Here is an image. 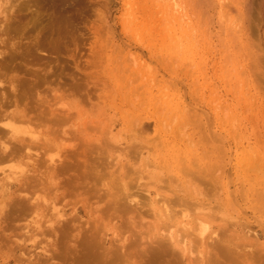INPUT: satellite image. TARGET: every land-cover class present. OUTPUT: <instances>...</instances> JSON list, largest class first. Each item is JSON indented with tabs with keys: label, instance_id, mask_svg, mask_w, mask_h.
<instances>
[{
	"label": "rangeland",
	"instance_id": "obj_1",
	"mask_svg": "<svg viewBox=\"0 0 264 264\" xmlns=\"http://www.w3.org/2000/svg\"><path fill=\"white\" fill-rule=\"evenodd\" d=\"M1 126L0 264H264V0H0Z\"/></svg>",
	"mask_w": 264,
	"mask_h": 264
},
{
	"label": "bare ground",
	"instance_id": "obj_2",
	"mask_svg": "<svg viewBox=\"0 0 264 264\" xmlns=\"http://www.w3.org/2000/svg\"><path fill=\"white\" fill-rule=\"evenodd\" d=\"M202 8H203V7H202ZM249 35H250V34H249ZM254 46H255V45H254ZM233 47H234V46H233ZM258 48H259V47H258ZM260 49H261V48H260ZM252 53H253V52H252ZM254 55H255V54H254ZM256 57H257V55H256ZM167 64H168V63H167ZM167 66H168V65H167ZM147 67H148V66H147ZM122 71H123V70H122ZM125 75H126V74H125ZM172 79H173V78H172ZM196 81H197V80H196ZM224 81H225V80H224ZM179 82H180V81H179ZM170 83H171V82H170ZM179 84H180V83H179ZM181 84H182V83H181ZM144 93H145V92H144ZM130 95H131V94H130ZM141 95H142V94H141ZM135 96H136V95H135ZM184 100H185V99H184ZM140 105H141V104H140ZM188 106H189V105H188ZM191 108H192V106H191ZM225 110H226V109H225ZM180 112H181V111H180ZM1 113H2V112H1ZM15 113H16V112H15ZM13 114H14V113H13ZM20 114H22V113H20ZM195 114H196V113H195ZM1 115H2V114H1ZM7 115H8V114H7ZM7 115H5V116H7ZM23 117H24V116H23ZM10 118L14 119V121H16V120L20 121V119L17 118L16 115H13V116L10 115ZM4 119H5V118H4ZM6 119H7V118H6ZM10 120H11V119H10ZM197 120H198V119H197ZM23 121H24V120H23ZM16 122H17V121H16ZM20 123H21V122H20ZM24 123H25V122H24ZM23 125H24V124H23ZM6 126L9 127V132H10L11 135H13L14 133H22V132H25V131H26L27 133L32 132L30 129L28 130V129H24V128H22L21 126H18L15 122H13V123H12V122H11V123H7ZM142 126H143V125H142ZM20 127H21V128H20ZM23 127H24V126H23ZM185 127H186V126H185ZM209 129H210V128H209ZM0 130H2V126H1ZM9 132H8V133H9ZM179 132H180V131H179ZM1 133L4 134L5 131L2 130ZM2 134H1V135H2ZM16 135H17V134H16ZM16 135H15L14 137H16ZM184 136H185V135H184ZM205 136H206V135H205ZM211 136H212V135H211ZM219 136H220V135H219ZM17 137H18V136H17ZM20 137H21V136H20ZM20 137H19V138H20ZM29 137H30L29 139L31 140V138H34L35 135H34L33 133H30V136H29ZM24 138H25V137H24ZM24 138H20L19 140H16V142L19 143V144H20V143H23L24 140L27 139V138H26V139H24ZM72 138H73V137H72ZM211 138H212V137H210V139H211ZM0 139H1V138H0ZM29 139H27L28 142H29ZM69 140H70V138H69ZM191 140H192V139H191ZM201 140L203 141V139H201ZM204 140H205V139H204ZM5 141H6V140H5ZM35 141H36V140L34 139V142H35ZM197 141H198V140H197ZM207 141H208V140H207ZM214 141H215V140H214ZM3 142H4V141H2L1 143H3ZM8 142H11V143H8ZM50 142H52V141H50ZM191 142H193V141H191ZM5 143H6V142H5ZM7 143H8L9 145L12 144V143L14 144V142L10 141V139L7 141ZM17 143H16V144H17ZM35 143H36V142H35ZM104 143H105V142H104ZM235 143H236V142H235ZM16 144H15V145H12V148H11V147L9 148V147L7 146V144L4 146V149H3V150H7V148H9V149L7 150L8 153L5 152V154H4V152H2L4 155H2V154L0 155V161H2V160H6V159H8V160H11V159L14 160L13 157L15 156V152H17V151H22V150L19 149V147L16 146ZM24 144H25L26 146L28 145L27 147H30V144H31V143H29V144L24 143ZM37 144H40V143H37ZM46 144H47V142H46ZM48 144H51V143H48ZM48 144H47V146H48ZM221 144H222V143H221ZM228 144H229V142H228ZM0 145H1V144H0ZM3 145H4V144H3ZM17 145H18V144H17ZM44 145H45V142H44ZM135 145H136V144H135ZM1 146H2V145H1ZM26 146H24V149H25ZM1 148H3V146H2ZM20 148H21V147H20ZM69 148H70V147H69ZM21 149H22V148H21ZM28 149H29V148H28ZM31 149H32V148H31ZM31 149H30V150H31ZM39 149H40V148H39ZM1 150H2V149H1ZM32 150H33V149H32ZM64 151H65V150H64ZM67 151H68V150H67ZM83 151H84V150H83ZM26 153H27V152H26ZM26 153H25V154H26ZM36 153H37V152H36ZM16 154H17V153H16ZM20 154H21V153H20ZM27 154H28V153H27ZM27 154H26V155H27ZM29 154H30V152H29ZM67 154H68V153H67ZM77 154H78V153H77ZM84 154H85V153H84ZM21 155H22V154H21ZM36 155H38V154H36ZM71 155H73V154H71ZM74 155H75V154H74ZM78 155H79V154H78ZM17 156H18V155H17ZM23 156H25V155L23 154L22 157H23ZM22 157H21V158H22ZM29 157H30V156H29ZM89 157H90V156H89ZM16 158H17V157H16ZM76 158H77V157H76ZM148 159H149V158H148ZM67 160H68V159H67ZM70 160H71V159H70ZM168 160H169V159H168ZM18 161H19V160H16L17 165H18ZM62 161L64 162V160H62ZM13 162H15V161H13ZM19 162H20V161H19ZM39 162H40V161H39ZM55 162H56V161H55ZM58 162H59V161H58ZM70 162H71V161H70ZM74 162H75V161H74ZM22 163H23V162H22ZM40 163H41V162H40ZM42 163H43V162H42ZM42 163H41V164H42ZM53 163H54V160H53ZM53 163H52V164H53ZM56 163H57V162H56ZM64 163H65V162H64ZM66 163H67V162H66ZM104 163H105V161H104ZM38 164H39V163H38ZM38 164H37V165H38ZM49 164H50V163H49ZM73 164H74V163H73ZM101 164H102V163H101ZM53 165H54V164H53ZM103 165H104V164H103ZM44 166H45L44 168L46 169V166L48 167V164H46V165L44 164ZM50 166H51V168H52V165H49V167H50ZM87 166H88V165H87ZM87 166H85V167H87ZM94 166H95V165H94ZM211 166H212V165H211ZM219 166H220V165H219ZM7 167H8V166H7ZM11 167H13V166H11ZM11 167H10V168H11ZM40 167H41V166H40ZM79 167H80V166H79ZM82 167H83V166H82ZM36 168H38V167H36ZM76 168H77V167H76ZM87 168H88V167H87ZM87 168H86V169H87ZM45 169H44L43 171H46ZM55 169H56V168H55ZM71 169H72V171H73V168H71ZM78 169H79V168H78ZM86 169H85V170H86ZM89 169H90V168H89ZM89 169H88V170H89ZM201 169H202V168H201ZM203 169H205V165H204V168H203ZM203 169H202V170H203ZM11 170L13 171V170H14V167H13V169L11 168ZM11 170H9L10 172L6 173L5 175L2 174L3 177H0V188H2V189L0 190V192H5V189H11L12 187H16V186L19 188V190H21V192H23L24 190L28 189V186L31 185V184H32L31 182L33 181V177L31 178V179H32L31 181H30V180L28 181V179H29L28 177H31L30 175H33V174L28 175V177H27L28 179L26 178V175H25V174H21L18 178H15V177H13L12 175H13V172L16 170V168H15V170H14L13 172H12ZM26 170H27V169H26ZM47 170H48V168H47ZM67 170L69 171L68 168H67ZM82 170H83V169H82ZM93 170H94V169H93ZM93 170H92V171H93ZM195 171H196V174H197V172H199V171H201V170H199V171H198V170H195ZM204 171H206V170H204ZM204 171H203V172L201 171V172H202L201 174L205 173V175H206V172H204ZM212 171H213V170H212ZM261 171H262V170H261ZM18 172H19V171H18ZM35 172H36V171H35ZM47 172H48V171H47ZM49 172H50V171H49ZM53 172H54V171H53ZM53 172H52V173H53ZM82 172H83V171H82ZM208 172H209V171H208ZM208 172H207V175H211V174H208ZM263 172H264V171H263ZM16 173H17V170H16ZM16 173H15V174H16ZM21 173H22V172H21ZM29 173H30V172H29ZM32 173H33V172H32ZM37 173H38V170H37ZM57 173H58V172H57ZM91 173H92V172H91ZM100 173H101V172H100ZM184 173H185V172H184ZM213 173H214V172H212V175H213ZM39 174H40V173H39ZM41 174H42V173H41ZM46 174L48 175V173H46ZM49 174H50V173H49ZM55 174H56V173H55ZM188 174H189V173H188ZM201 174H199V175L197 174V176L200 177ZM63 175H64V174H63ZM84 175H85V174H84ZM207 175H206V176H207ZM212 175H211V176H212ZM40 176H41V175H40ZM42 176H43V175H42ZM55 176H56V175H55ZM57 176H58V174H57ZM203 176H204V175L201 176V179H202ZM37 177H38V175H37ZM44 177H47V176L44 175L43 178H44ZM59 177H60V176H59ZM71 177H72V176H71ZM199 177H198V178H199ZM213 177H214V176H213ZM215 177H217V176H215ZM215 177H214V178H215ZM41 178H42V177H41ZM41 178H40V179H41ZM43 178H42V180H43ZM48 178H50V183H51V182H52L51 175H50V177L48 176ZM77 178H78V177H77ZM96 178H97V177H96ZM204 178H208V177H204ZM204 178H203V179H204ZM44 179H45V178H44ZM58 179H59V178H58ZM111 179H112V178H111ZM119 179H120V178H119ZM203 179H202V183H203V181H204ZM35 180H37L36 177H35ZM38 180H39V179H38ZM38 180L35 181V183L38 182ZM47 180H48V179H47ZM53 180H54V179H53ZM193 180H194V178H193ZM195 180H196V179H195ZM207 180H208V179H207ZM210 180H211V177H210ZM212 180H213V179H212ZM43 181H44V180H43ZM43 181L41 182V180H40L41 183L38 182L36 185H37V186H40V185H38V184L43 185V184H42V183H44ZM54 181H56V180H54ZM59 181H60V180H59ZM196 181H197V180H196ZM205 181H206V179H205ZM219 181H220V179H219ZM219 181H218V183H219ZM261 181H262V180H261ZM26 182H27L28 184H29V182H30L31 184L27 185ZM33 182H34V181H33ZM46 182H47V181H46ZM73 182L75 183V181H73ZM210 182H211V181H210ZM210 182H209V183H210ZM52 183H53V182H52ZM191 183H192V182H191ZM204 183H205V182H204ZM206 183L209 184L208 181H207ZM213 183H215V182L213 181L212 184H213ZM62 184H64V182H63ZM212 184H211V185H212ZM34 185H35V184H34ZM44 185H45V184H44ZM44 185H43V186H44ZM79 185H80V184H79ZM128 185H129V184H128ZM215 185H217V183L214 184V186H215ZM61 186H64V187H65V185H61ZM218 186L220 187V186H221V183H220ZM218 186H217V187H218ZM4 187H5V188H4ZM32 187H36V186H33V185H32ZM56 187H57V186H56ZM56 187H55V188H56ZM67 187H69V186H67ZM193 187H194V185H193L192 187H190V188H193ZM217 187H215V188L217 189ZM219 187H218V190H219ZM3 188H4V190H3ZM29 188H30V187H29ZM38 188H40V187H37V189H38ZM62 188H63V187H62ZM65 188H66V187H65ZM119 188H120V187H119ZM168 188H169V187H168ZM173 188H174V187H173ZM211 188H212V187H211ZM213 188H214V187H213ZM220 188H221V187H220ZM228 188H229V187H228ZM31 189H32V188H31ZM34 189H35V188H34ZM43 189H45V187H43ZM50 189H51V187L49 188V190H50ZM57 189H59V187H58ZM67 189H68V188H67ZM128 189H129V188H128ZM171 189H172V188H171ZM177 189H178V188H177ZM186 189H187V187H186ZM216 189H215V190H216ZM29 190H30V189H29ZM35 190H36V189H35ZM35 190H34V191H35ZM38 190H39V189H38ZM47 190H48V189H47ZM55 190H56V189H55ZM55 190H54V191H55ZM172 190H173V189H172ZM172 190H171V191H172ZM180 190H182V189H180ZM180 190H178V191H180ZM32 191H33V189H32ZM52 191H53V189H52ZM162 191H163V190H162ZM178 191H176V192H178ZM185 191H186V190L184 189V192H185ZM187 191H188V190H187ZM190 191H193V189L190 190ZM228 191H229V190H228ZM230 191H231V190H230ZM6 192H7V191H6ZM14 192H15V191H14ZM16 192H18V191H16ZM16 192H15V193H16ZM39 192H40V191H39ZM56 192H57V190H56L54 193H56ZM58 192H59V191H58ZM65 192H66V191H65ZM65 192H64V193H65ZM172 192H173V191H172ZM10 193H11V192H10ZM30 193H31V192H30ZM30 193L28 192V194H29L28 197L30 198V196H31L30 199H32L33 195L30 194ZM54 193H53V194H54ZM61 193H62V192H61ZM61 193H59V194H61ZM64 193H63V194H64ZM67 193H68V192H67ZM119 193H120V192H119ZM174 193H175V192H174ZM179 193H180V192H179ZM185 193H186V192H185ZM187 193H188V192H187ZM25 194H26V193H25ZM175 194H176V193H175ZM182 194H183V192H182ZM182 194H181V195H182ZM12 195H15L16 198H18V197H17L18 194L16 195V194L13 193ZM138 195H139V194H138ZM263 195H264V194H263ZM15 196H14V198H15ZM23 196H24V194H23ZM23 196H22V197L20 196V197L23 198ZM176 196H178V195L176 194ZM186 196H187V194H186ZM229 196H230V194H229ZM231 196H232V195H231ZM231 196H230V197H231ZM12 197H13V196H12ZM25 197H26V196H25ZM37 197H38V196H37ZM59 197H60V196H59ZM181 197H182V196H181ZM187 197H188V196H187ZM189 197H190V195H189ZM262 197H263V196H262ZM29 198H28V199H29ZM35 198H36V197H35ZM41 198H42V196H41ZM52 198H53V197H52ZM52 198H51V199H52ZM134 198H135V197H134ZM134 198H133V199H134ZM184 198H185V197H184ZM2 199H3V198H2ZM43 199H44V197H43ZM164 199L166 200V198H164ZM232 199H233V198H232ZM16 200H17V199H16ZM19 200H24V198H23V199L18 198V201H16V202H19V203H20L21 201H19ZM25 200H26V198H25ZM36 200H37V198H36ZM2 201H3V200H2ZM7 201H8V200H7ZM27 201H29V200H27ZM34 201H35V200H34ZM47 201H48V200H47ZM47 201H46V202H47ZM166 201H168V200H166ZM170 201H171V200H170ZM235 201H237V200H235ZM22 202H23V201H22ZM24 202H25V201H24ZM171 202H173V200H172ZM174 202H176V201H174ZM174 202H173V203H174ZM178 202H179V201H178ZM230 202H231V201H230ZM232 202H233V201H232ZM19 203H18V204H19ZM33 203H34V202H33ZM39 203H40V202H39ZM180 203H181L182 205H184V204H183L184 202L182 203V201H180ZM13 204H15V203H13ZM34 204H35V203H34ZM36 204H38V203H36ZM137 204H138V203H137ZM164 204H165V203H164ZM168 204H170V203H168ZM168 204H167V205H168ZM174 204H176V203H174ZM178 204H179V203H178ZM216 204H217V203H216ZM216 204H215V205H216ZM220 204H221V203H220ZM6 205H7V204H6ZM39 205H40V204H39ZM167 205H166V207H167ZM179 205H180V204H179ZM185 205H186V204H185ZM200 205H201V204H200ZM221 205H222V204H221ZM23 206H24V205H23ZM35 206H37V205H35ZM164 206H165V205H163V203H162V207H164ZM263 206H264V205H263ZM26 207H27V206H26ZM28 207L31 208L32 206H28ZM51 207H52V206H51ZM84 207H85V206H84ZM162 207H161V208H162ZM23 208H24V207H23ZM53 208H54V207H53ZM53 208H52V209H53ZM90 208H91V207H90ZM169 208H170V207H169ZM24 209H25V208H24ZM27 209H29V208H27ZM43 209H44V207H43ZM72 209H73V208H72ZM201 209H202V208H201ZM5 210H6V209H5ZM30 210H32V209H30ZM44 210H45V209H44ZM44 210H43V211H44ZM53 210H54V209H53ZM168 210H170V209H168ZM171 210H173V209H171ZM12 211H13V210H12ZM25 211H26V210H25ZM36 211H37V210H36ZM36 211H35V212H36ZM39 211H40V210H39ZM50 211H51V210H50ZM60 211H61V210H60ZM202 211H204V210H202ZM53 212L56 213V211H53ZM72 212H73V211H72ZM161 212H162V211H161ZM169 212H170V211H169ZM174 212H175V210H174ZM226 212H227V211H226ZM4 213H5V212H4ZM44 213H45V212H44ZM55 213H53V214H55ZM165 213H167V214H166L167 216H168V215H170V216L172 215L171 213L169 214L166 210H165ZM209 213H210V212H209ZM255 213H256V212H255ZM45 214H46V213H45ZM50 214H51V213H50ZM57 214H58V213H57ZM73 214H74V213H73ZM203 214H205V213H203ZM217 214H218V213H217ZM223 214H224V213H223ZM256 214H257V213H256ZM38 215H40V214H38ZM46 215H47V214H46ZM207 215H208V214L206 213V216H207ZM215 215H216V214H215ZM57 216H58V217H62V216H60L59 214H58ZM74 216H76V215L74 214ZM172 216H174V215H172ZM172 216H171V217H172ZM210 216H211V215H210ZM216 216H217V215H216ZM219 216H220V215H219ZM43 217H44V216H42V218H43ZM53 217H54V216H53ZM53 217H52V219H53ZM55 217H56V215H55ZM76 217H77V216H76ZM208 217H209V216H208ZM42 218H41V219H42ZM46 218H47V216H46ZM50 218H51V216H50ZM165 218H166V217H165ZM174 218H175V217H174ZM198 218H199V217H198ZM198 218H196V219H198ZM201 218H202V217H201ZM215 218H216V217H215ZM57 219H58V218H57ZM74 219H75V218H74ZM193 219H194V217H193ZM204 219H206V218H204ZM43 220H44V219H43ZM46 220H47V219H46ZM49 220H50V219H49ZM54 220H56V219L54 218ZM198 220H199V219H198ZM200 220H201V219H200ZM200 220H199V221H200ZM44 221H45V220H44ZM195 221H196V220H195ZM203 221H204V220H203ZM206 221H208V220H206ZM41 222H42V221H41ZM47 222H48V221H47ZM61 222H62V221H61ZM64 222H66V221H64ZM67 222H69V221H67ZM204 222H205V221H204ZM36 223H37V222H36ZM39 223H40V221H39ZM44 223H45V222H44ZM173 223H174V221H173ZM196 223H197V222H196ZM196 223H195V224H196ZM199 223H201V222H199ZM42 224H43V222H42ZM62 224H63V223H62ZM205 224H207V222H206ZM47 225H48V224H46V226H47ZM60 225H61V224H60ZM184 225H185V223H184ZM196 225H197V224H196ZM196 225H195V226H196ZM207 225H208V224H207ZM207 225H205L206 229H207ZM51 226H52V225H51ZM208 226H209V225H208ZM48 227H49V225H48ZM48 227H47L46 229H48ZM202 227H203V226L200 225L201 230L205 231V230H206L205 227H204V229H202ZM58 228H59V227H58ZM55 229H56V228H55ZM159 229H160V228H159ZM194 229H196V228L194 227ZM194 229H192V230H193L194 232L197 231L196 233L198 234V232H199L200 230L198 231V230H194ZM198 229H199V228H198ZM160 230H161V229H160ZM42 231H43V230H42ZM45 231H46V230H45V228H44V232H45ZM168 231H169V230H168ZM170 231H171V230H170ZM40 232H41V231H40ZM44 232H43V233H44ZM166 233H169V232H166ZM166 233H165V234H166ZM176 233H177V232H176ZM200 233H201V232H200ZM203 233H204V232H202V234H203ZM163 234H164V233H163ZM169 234H170V233H169ZM169 234H168V236H169ZM202 234H201V236H202ZM53 235H54V234H53ZM178 236H179V235H178ZM165 237H166V236H165ZM214 237H215V235H214ZM168 238H169V237H168ZM170 238H172L171 235H170ZM175 238H176V236H175ZM175 238H174V239H175ZM220 238H223V236L219 237L218 239L221 240ZM52 239H53V238H52ZM176 239H177V238H176ZM176 239H175V240H176ZM179 239H181V238H179ZM179 239H177V240H178V241H181V242L183 241V240H182L183 238H182L181 240H179ZM83 240H84V239H83ZM177 240H176V241H177ZM224 240H225V239H224ZM89 241H90V240H89ZM112 241H113V240H112ZM213 241H214V240H213ZM215 241H217V240H215ZM229 241H230V240H228V242H229ZM87 242H88V241H86V243L83 244V246L85 245V248H86V246H87L88 244H90L92 241L89 242L88 244H87ZM181 242H180V243H181ZM223 242H224V241H223ZM175 243H176V242H175ZM214 243H215V242H214ZM229 243H230V242H229ZM231 243H232V242H231ZM231 243H230V244H231ZM86 244H87V245H86ZM81 245H82V244H81ZM94 245H95V244H94ZM94 245H92V243H91L90 246L92 247V246H94ZM236 246H237V245H236ZM91 247H90V248H91ZM240 247H241V246H240ZM44 248H45V247H44ZM232 248H233V247H232ZM241 248H242V247H241ZM84 250L86 251V249H84ZM220 250H221V249H220ZM52 251H53V250H52ZM87 251H88V250H87ZM89 252H90V251H89ZM91 252H92V251H91ZM50 253H51V252H50ZM50 253H49V254H50ZM87 254H91V253H88V252H87ZM226 255H227V253H226ZM51 256H52V254H51ZM210 261H211V260H210Z\"/></svg>",
	"mask_w": 264,
	"mask_h": 264
}]
</instances>
